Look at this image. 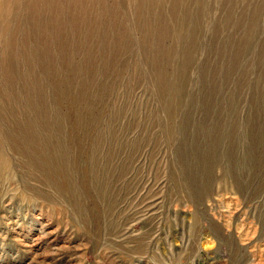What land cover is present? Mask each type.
Wrapping results in <instances>:
<instances>
[{"label":"rangeland","instance_id":"374dc122","mask_svg":"<svg viewBox=\"0 0 264 264\" xmlns=\"http://www.w3.org/2000/svg\"><path fill=\"white\" fill-rule=\"evenodd\" d=\"M0 264H264V0H0Z\"/></svg>","mask_w":264,"mask_h":264}]
</instances>
